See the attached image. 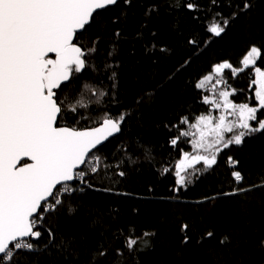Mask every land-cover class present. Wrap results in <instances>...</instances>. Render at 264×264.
I'll list each match as a JSON object with an SVG mask.
<instances>
[{"label":"snow or ice","instance_id":"snow-or-ice-1","mask_svg":"<svg viewBox=\"0 0 264 264\" xmlns=\"http://www.w3.org/2000/svg\"><path fill=\"white\" fill-rule=\"evenodd\" d=\"M118 3L119 0H0V264H42L26 254L43 253L48 249L55 250L50 255L58 253L66 258L64 254L69 253L73 258L77 257L79 250L73 240L58 238L52 228L47 229L48 239L43 246L34 243L42 238L39 229L51 218L45 214L66 208L71 215L75 208L65 197L71 198L85 188L113 191L110 186L96 189L93 181L117 184V178L128 175L127 166L138 162L132 158L133 145L127 141H120L111 149L105 144L123 133L122 125L131 112L124 110L114 115L107 105L100 107L103 98L109 95L111 103H118L115 88L119 62L110 60L118 53L121 31L114 32L115 39L110 41L107 56L102 58V67L92 59L98 53V33L109 23H115L100 10ZM123 4L131 5L132 0H123ZM251 7L249 0H243L242 6L234 4L233 0H207L206 3L201 0H158L148 7L145 16L159 14L161 10L167 14L178 13L183 9L193 14V21H199L201 17L197 13H202L204 31L209 34L204 41L207 46L213 38L225 34L231 22ZM223 8L233 10L226 15ZM93 25L95 31L89 33ZM86 33L90 41L87 46L79 43ZM156 35L152 33L153 38ZM197 35L193 31L185 38L191 55L168 77L170 80L201 54V41ZM152 47L156 49L157 45L153 43ZM159 51L166 53L169 50L160 47ZM49 54H54V58ZM260 57L261 49L251 46L242 57L241 67H234L228 61L215 62L210 73L194 84L196 89L212 94L211 98L204 96L202 102L211 104L221 114L218 117H213L210 112L201 114L193 117L194 122L183 116L179 125H173L179 130L168 141L171 147L178 148L182 138L189 137L190 141L185 142L192 145L191 152L180 148L181 158L174 165L173 192L178 194L206 173H212L225 149L241 146L246 138L264 133V112H261L264 109V70L257 66ZM249 68L253 69L250 77L254 76V79L250 78L249 89L255 86V106L234 102L232 97L236 89L224 77L225 70H230V76L235 78ZM86 70L107 72V79L112 82L111 93L106 86L97 89L85 84L90 93L89 102L85 103L82 93L66 92L77 74ZM212 81L211 88H207ZM92 97L98 99L92 101ZM153 97L154 93L145 90L136 103L150 102ZM93 102L97 105L94 115L80 111L88 110ZM66 116H70L73 123H60ZM183 125H188V130L180 127ZM134 146L145 158L154 159L150 144L137 140ZM224 163L228 168L225 179L235 186L229 192L205 197L204 201L264 189V175H258V183L245 187L239 161L228 156ZM171 172L169 167L160 170L162 176ZM90 215L93 218L89 228L105 227L102 214ZM187 228V224L182 225V231ZM120 235L124 236L123 247L131 254L151 248L150 238L155 233L145 231L137 237L130 226L126 235L123 231ZM206 235L211 237L213 233L208 231ZM227 241L228 237H224L221 243ZM187 242L185 235L183 243ZM255 247L257 252L264 253V238L258 239ZM107 255L108 249L100 245L91 250L89 264H96ZM123 257V250L116 248L111 264H124Z\"/></svg>","mask_w":264,"mask_h":264},{"label":"trees","instance_id":"trees-1","mask_svg":"<svg viewBox=\"0 0 264 264\" xmlns=\"http://www.w3.org/2000/svg\"><path fill=\"white\" fill-rule=\"evenodd\" d=\"M157 2L132 0L131 5H124L120 0L118 5L100 10L115 23H109L98 33V53L92 57L101 63L102 58L107 56L110 41L115 39L114 32L121 31L118 53L110 60L119 62L115 88L118 103H111L109 95L103 98L100 107L107 105L114 115L124 110L131 112L122 125L123 133L112 138L106 146L111 149L112 145L127 141L133 145L132 158L138 162L127 166L128 175L117 178V184L93 181L96 189L110 186L113 191L85 188L71 198L65 197L66 202L70 201L75 208L71 215L66 208L45 214L51 218L43 225L45 230L43 226L39 229L45 237L36 241L38 245L45 244L47 229L52 228L58 238L73 240L79 250L77 257L73 258L69 253L64 254L66 258L58 253L50 255L55 250L48 249L43 253L26 254L31 259L42 264H53V261L55 264H89L91 250L103 245L108 249V255L97 260L96 264H111L116 248L123 250L124 264H243L249 260L252 264H264V253L257 252L255 247L256 241L264 238V189L204 201L205 197L229 192L235 186L225 179L228 168L224 161L228 156L239 161L238 168L245 176V187L258 183V175H264V133L246 138L241 146L233 145L225 149L218 157V166L213 172L206 173L199 181L180 191L179 196L172 191L173 175L160 174L162 167H169V162L181 158L176 157L180 148L184 151L191 149V143L185 142L191 137L182 138L178 148L171 147L168 141L179 130L173 125H179L183 115L195 117L210 110L202 102L201 92L194 84L211 69L212 63L229 61L239 67L250 47L257 46L261 49L257 64L264 68V0H249L252 7L248 12L240 14L225 34L213 38L207 46L204 41L209 34L204 31V14L197 13L201 17L199 21H193V14L183 9L172 14L161 10L159 14L152 13L146 17L148 7ZM206 2L201 0V3ZM233 3L242 6L243 0H233ZM222 10L227 15L233 9ZM94 31L95 25L89 33ZM193 31L201 41V54L170 80L168 77L191 55L184 41ZM153 32L157 34L155 38ZM138 33L142 35L138 36ZM79 43L89 45L88 33ZM153 43L157 45L156 49H153ZM160 47L169 51L162 53ZM251 70L246 69L230 81V85L237 89L233 96L237 101L254 99V90L249 89L248 84V78H252ZM242 75L248 77L241 78ZM107 76V72L86 70L77 74L65 91L69 94L82 93L81 98L88 103L90 93L84 85L97 89L106 86L111 93L112 82ZM145 90L154 93V97L152 101L138 105L136 101ZM96 99L91 98L92 101ZM94 109L97 105L93 102L88 110L80 111L94 115ZM60 123L71 124L73 120L66 116ZM137 140L152 146L154 159L145 158L142 152L136 151L134 142ZM90 213L103 215V229L100 226L89 228L93 218ZM184 224L188 228L182 231ZM130 226L135 229L137 237L145 231L154 232L155 236L150 238L152 247L129 254L123 247L124 236L120 233L123 231L126 235ZM208 231L213 233L211 237L206 235ZM185 235L187 243H183ZM224 237H228V241L221 243Z\"/></svg>","mask_w":264,"mask_h":264},{"label":"bare ground","instance_id":"bare-ground-1","mask_svg":"<svg viewBox=\"0 0 264 264\" xmlns=\"http://www.w3.org/2000/svg\"><path fill=\"white\" fill-rule=\"evenodd\" d=\"M215 63V62H214ZM214 63H212V65L214 64ZM242 66V65H241ZM241 66H239V67H241ZM235 67V66H234ZM239 67H237V68H239ZM211 70V69H210ZM210 70L208 71V72H206L205 73V75L206 74H209L210 73ZM228 71V70H227ZM227 71H225L224 72V77L225 78H227L228 79V82H229V84H231V82L230 81H232V77L230 76V70H229V73H227ZM244 72V71H243ZM243 72H240L239 74H242ZM253 72V69L251 70V73ZM245 78V77H248L247 75H242L241 76V78ZM252 79H254V76H252ZM249 80H250V78H248V84H249ZM210 83V86H211V83H214V81H212V82H209ZM232 86V85H231ZM254 88H255V86H253V90H254ZM199 91L201 92V96H202V101H203V97L204 96H209V93H207L208 91H205V90H200L199 89ZM81 96H83V94L81 95ZM253 96H254V94H253ZM204 105H206L208 108L210 107V109H211V104H204ZM201 115V114H200ZM183 116H188L189 117V120H190V122H194L193 121V117H190L189 115H183ZM182 116V117H183ZM181 127H183L185 130H188V125H183V126H181ZM176 157H181V153H179V155L178 156H176ZM180 158H177L176 160H172L171 162H169L168 163V165H169V168H171L172 169V172H171V174L173 175V177H174V165H175V163H177L178 162V160H179ZM138 196H143V197H148V196H145V195H141V194H139ZM178 196H179V194H178ZM152 198H154L153 196H152ZM171 199H174V200H178V198H171ZM43 229L45 230L46 228L43 226ZM45 237V234H43L42 235V238L41 239H43ZM40 239V240H41ZM34 243H37L36 241H34ZM38 244V243H37Z\"/></svg>","mask_w":264,"mask_h":264},{"label":"rangeland","instance_id":"rangeland-1","mask_svg":"<svg viewBox=\"0 0 264 264\" xmlns=\"http://www.w3.org/2000/svg\"><path fill=\"white\" fill-rule=\"evenodd\" d=\"M228 62H229V61H228ZM257 66H259V65L257 64ZM259 67H260V66H259ZM261 68H262V67H261ZM262 70H264V68H262ZM225 71H227V70H225ZM211 84H212V83H211ZM206 87H207V88H211L210 83H208V84L206 85ZM232 88L236 89L235 86H232ZM236 90H237V89H236ZM207 93H209V97L211 98V95H212V94H211L209 91H208ZM232 99L234 100V102L241 103V101H237V100L234 99L233 97H232ZM242 102H247V103H249L251 106H255V104H256L255 99H249V100H247V101H242ZM209 112L211 113V115H212L213 117H218V116L221 114V111L215 109L212 105H211V109L209 110ZM209 112H206V113H203V114H208ZM261 112H264V109H262ZM258 115H260V114L258 113ZM228 118H229V119H232L231 116H229ZM191 151H192V145H191V149H190L188 152H191Z\"/></svg>","mask_w":264,"mask_h":264},{"label":"water","instance_id":"water-1","mask_svg":"<svg viewBox=\"0 0 264 264\" xmlns=\"http://www.w3.org/2000/svg\"><path fill=\"white\" fill-rule=\"evenodd\" d=\"M120 1V0H119ZM74 42H76V41H74ZM49 57L50 58H54V54H49ZM114 138V137H113ZM112 138H110V140H111ZM107 142H105V144H106ZM23 162V161H22Z\"/></svg>","mask_w":264,"mask_h":264}]
</instances>
